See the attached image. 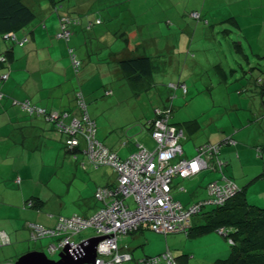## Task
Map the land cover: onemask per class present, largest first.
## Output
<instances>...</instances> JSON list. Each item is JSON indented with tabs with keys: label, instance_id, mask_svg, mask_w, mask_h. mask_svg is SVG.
I'll return each mask as SVG.
<instances>
[{
	"label": "crops",
	"instance_id": "crops-1",
	"mask_svg": "<svg viewBox=\"0 0 264 264\" xmlns=\"http://www.w3.org/2000/svg\"><path fill=\"white\" fill-rule=\"evenodd\" d=\"M197 1L192 4L194 9L189 11V17H193L191 13L195 11L199 13V18H193L201 20L203 14L209 13L206 11V0H199V3ZM225 1L239 4V0ZM248 1L246 0L247 5L255 8L250 14L248 12L244 14V17L250 20L248 25L241 28L237 14L232 11L225 13L221 20L227 21L229 25L234 24L237 29H240L239 34L245 38L246 48L243 47L242 41L238 43L233 41L235 56L232 54L230 65L224 64L228 62V59L224 61L222 57L212 66L216 67L218 76L211 77V70H207L208 87L213 80L229 83V86L233 87L232 90L238 92L237 96H234L232 92L229 93L228 97L224 98L226 100L225 106L223 104L224 110L217 111L215 109L217 101L201 93L207 103L202 109L205 116L201 122L194 118L183 121L181 124L172 121L170 117L171 123L181 128L183 132L180 143L185 157H193L196 154V147L200 144L208 142L221 144L218 151L223 160L222 172L218 169L216 159L210 158L208 168H202L189 177H174L171 188L172 198L184 206L205 198L207 184L211 181L223 182V174L239 187L244 188L247 200L256 202L264 196V157H258L254 149L255 145L264 144V92L250 90L254 87L251 78L259 71L255 69V65L260 58L264 59V0H259L258 4L255 0ZM25 2L33 8L35 17L18 30L17 34L26 35L27 42L22 46H10L2 39L0 33V53L8 51V62L5 63L9 68L8 78L0 82L1 90L6 94L3 99H0V232L8 236L9 242L0 241V248L9 243H15L17 248H25L22 242L26 237L29 238V230L25 224L27 221L53 226L57 218L62 216L61 214L57 216L53 212H44L41 206L42 201L34 200L38 198L34 197V165L40 162L39 153H48L60 147L61 151L72 154L75 158L80 155L79 165L88 172L92 191L98 186L113 185L116 180V173L110 165L92 167L82 145L76 147L71 153L64 145L63 136L50 122L24 113L18 105L12 104L11 98H27L32 103L53 111L71 110L73 112L74 92L79 87L87 101L92 99L89 92L95 88H99L101 95L104 90H111L110 95H103V104H106L112 101L108 97L118 92L124 93L127 85L134 92L147 90L153 85L158 101L148 115L144 114L145 120L142 123H137L136 116L132 114L133 110L130 114H126L127 111L121 112L116 115V118L105 123H99L97 113L95 116L90 113L96 121L99 140L123 158L134 151L138 144H142L149 150L154 149L155 143L150 134V127L146 123L154 118V107L168 105L173 107L174 96L170 98L168 91L164 93L162 88L165 84L159 82V80L163 81L167 75V73L163 75L159 73L163 68L172 65L171 70L174 69L173 71L180 73L176 82L172 80L171 82L182 81L186 84L185 93L180 88H175L174 92L180 89L184 96L194 97L193 95L200 93L199 89L203 88L202 83L190 88L187 80L181 78L187 63L192 70L200 68L197 59L190 58L188 54L184 55L183 35H168V39L167 35H164L165 38L162 41L155 35H142L145 18L140 13L139 7L144 1L25 0ZM157 3L162 10H166V6L172 4L171 0ZM165 13V11H158V19L164 17ZM61 15L79 17L80 20L78 26L71 28L72 33L68 41L57 36ZM104 16L108 18L107 24L104 28L99 27L103 24ZM98 19L100 21L96 22ZM164 19L167 25H171L172 22L168 18ZM152 22H158L157 18H154ZM85 25H88L87 28ZM88 31H91L89 35H85ZM229 32H231L230 29H223L222 35H226L224 37L226 41L230 37ZM202 36L204 39H214L215 43L217 41V35H212V38L209 37L210 35ZM197 45L200 46L199 43ZM71 46L82 61L79 78L74 75L68 58L67 50ZM215 47L219 49L215 50L216 56L219 55L218 53L227 56L226 50L223 49L222 53L223 50L217 44ZM162 50L167 54H164ZM196 51L200 49L197 47ZM145 55L152 60V72L141 79H128L122 73L120 60L130 56ZM162 55L168 56L162 57ZM238 60L242 61L241 65ZM3 65L0 63V71L8 70ZM235 81H238L236 86ZM128 99L117 98L113 103L119 104ZM107 100L109 102H106ZM200 129L204 131V138L198 140L197 135ZM228 137L232 139V142H225ZM42 173L41 170L37 183L48 180L43 179ZM83 197H89V199L84 198L83 203H77L81 209H83L82 204L86 205L79 215H92L103 205V202L95 199L94 191L91 193L87 190L80 195V198ZM28 200L37 201V204L28 206L26 205ZM125 202L132 205V197L125 198ZM74 213L78 214L76 211ZM197 224L200 225V221L196 219V216L192 217L189 235L182 232L163 235L152 231L145 223L128 234L120 235L118 239L120 247L131 254V259L124 264H137L138 258L156 255L165 250L171 252L177 264H214L216 259L226 257L229 253L222 233L218 230L196 231V233L194 230ZM75 235L76 233L71 237ZM71 237L70 241L77 243L90 236L83 239L80 237L79 241ZM27 250L43 251L29 247ZM13 261L12 258L4 260L0 256V264ZM158 264H165V262Z\"/></svg>",
	"mask_w": 264,
	"mask_h": 264
},
{
	"label": "built area",
	"instance_id": "built-area-1",
	"mask_svg": "<svg viewBox=\"0 0 264 264\" xmlns=\"http://www.w3.org/2000/svg\"><path fill=\"white\" fill-rule=\"evenodd\" d=\"M194 18L199 13L193 11ZM100 20H96L99 22ZM58 37L69 40L71 32L66 24L78 25L80 20L60 18ZM71 22V23H70ZM6 38H14L12 32L3 34ZM23 40H26L25 38ZM75 66L80 61L68 47ZM6 77V74L2 76ZM185 89V85L181 84ZM1 96V94H0ZM84 107L83 103L80 104ZM22 107L30 113L47 114L46 117L55 123L57 130L63 135L65 145L72 148L78 144L76 134H82L86 140L84 153L92 165L97 168L101 165H110L116 173L113 185L99 186L94 191V197L103 202L98 210L89 216L71 214L59 216L53 226H44L35 221H27L29 238L39 240L45 237H54L48 244L47 250L56 253L70 246L69 250L76 248V243L70 241L71 235L80 230L91 227L96 236L102 238L96 245V256L89 264H124L131 259V254L123 250L118 242L120 235L136 230L145 223L154 231L167 235L175 232H186L190 227V218L206 203L221 204L226 197L235 193L236 185L224 178V182L211 181L207 184L208 198L187 206L172 198L170 185L176 176L189 177L202 168H208V159L214 158L218 165L215 153L217 145H200L193 157H185L180 140L183 138L181 128L169 123L170 109H155V116L151 122L152 132L156 145L149 150L140 145L138 149L128 156L120 158L115 152L109 150L94 137V121L88 117L82 119L71 117L66 113L51 111L46 113L44 108L35 107L25 101ZM232 142L226 139L225 142ZM262 149L257 147L259 154ZM132 197L133 204L125 202V198ZM33 201L28 200L26 205L32 206ZM219 232L224 233L223 227ZM0 241L8 243L9 238L0 232ZM161 260L165 264H177L172 254L165 250L156 256H145L136 260L137 264H158Z\"/></svg>",
	"mask_w": 264,
	"mask_h": 264
},
{
	"label": "rangeland",
	"instance_id": "rangeland-1",
	"mask_svg": "<svg viewBox=\"0 0 264 264\" xmlns=\"http://www.w3.org/2000/svg\"><path fill=\"white\" fill-rule=\"evenodd\" d=\"M140 1H144L142 3V6L139 7V9L141 8L140 13L143 14L145 18V25H143L142 27V35H155L161 41L164 40V35H167V39L168 35H183L184 55L188 54L190 58H195L199 61L200 68L197 67L193 70L189 68L187 63L184 74L181 76L182 80H187L186 82L190 88L195 84L200 85L202 83L203 88L199 89L200 93H195V95H193L194 97H192V95L184 96L180 89H176L177 91L174 92V89L170 88L168 82H171V80L173 82H176L180 73L173 71L174 69L171 70L173 67L172 65L166 66L159 72L161 75L167 73L163 81L159 80L160 84H165V86L162 88L163 92L165 93V91H168L169 97L174 96L172 102L173 108L171 120L183 124V121L197 118L199 122H201V120H203L205 116L202 109L205 107V105H207L206 99L201 93L211 96L214 100L217 101V104L215 106V109L217 111L224 110L223 104L226 101L224 100V98L226 99L231 92L234 96H237L238 92L233 91V87H230L229 83H220L217 80H213L212 82H210L211 86L208 87L207 70H211V77L218 76L219 73H217L216 67H212L213 64L217 63L218 59L223 57L224 61L228 59V62L224 64L230 65V59L232 58V54H234L235 50L233 41H236V43L242 41L243 47L245 48L246 41L245 38L239 34L241 33L239 28L237 29L234 24L229 25L227 21L221 20L222 18H224L223 15L225 13H229L230 11H232L237 14L241 28L243 26L245 27L250 23V20L244 17L245 12H248L250 14V12L254 11L255 8L249 7L247 5V2H249L248 0L247 2L246 0H239V4L229 3L225 0H206V11L209 14H203L201 16V20H196L193 17H189V11L194 9V6L192 4L196 0H171V6H166V10H162V7H159L157 3L164 0H147V2L146 0ZM255 1L257 2V4L259 3V0ZM245 2L246 4H244ZM197 3H199V0L197 1ZM158 11H165V16L158 19ZM101 13H103L102 10ZM49 14H51V12ZM165 17L172 22L171 25H167L165 23ZM154 18H157L158 22H152ZM107 21L108 18L104 16L103 24L99 27L104 28L107 24ZM224 28L231 30V32H229L228 34L230 35V37H228V41L224 39L226 35H222L224 34ZM90 32L91 31L86 32L85 35H89ZM202 35H210L209 37L211 38L213 37L212 35H217V41L215 43L214 39H204ZM251 41L253 46L255 47L253 39ZM198 43L200 46L197 45ZM215 44H217L221 50L224 49L227 51L226 57L220 53H218V56L215 55V50L217 48L215 47ZM197 47L200 49V51H196ZM224 50L222 51V53L224 52ZM162 51L164 52V54H167L166 51ZM163 56L168 55H162V57ZM238 62L242 63V61L240 60H238ZM256 66L264 69V59L260 58ZM226 73H228L227 70ZM237 84L238 81H235L234 85L236 86ZM96 90H98V92H96ZM155 92L156 89L155 87H153V85H151L147 90L137 92H134L133 89L127 85L124 88V93L119 94L118 92L115 95L108 97L109 99H112V101L109 102V100H107L106 102L109 103L103 104L104 98L101 95V92H99V88H95L89 92L92 95V99L88 103L89 112L94 116L98 114L97 118L99 119V123H105L110 122L111 120L116 118V115L120 114L121 112L127 111L126 114H130L131 110H133L132 114L136 116L137 123H142L145 120L144 114L148 115L152 107L158 101L157 97L155 96ZM117 98L129 99L126 101L124 100L119 104L113 103ZM202 138H204V131L203 129H200L197 135V139L200 140ZM56 149L57 150H53L48 153L41 152L38 154L40 157L38 158L40 162L38 163V165L36 163L34 165V197L38 198L34 199H40L39 201H42L41 206L44 212H53L57 216L59 214H61L62 216H68L70 214H73L74 211L79 214L86 208L85 204H82L83 209H81V207H79V204H77L79 202H84L85 197L80 198V195L84 192H87V190H90L91 193L94 191H92L91 189V179L88 172L82 169L79 165V160L81 158L80 155L75 158L72 154H67L63 150L61 151L60 147H57ZM58 150L60 151L58 152ZM41 170L43 171V179L46 178L48 180L42 181L43 183H37L39 180L37 178L40 176ZM88 199L89 197L85 198V200ZM256 202H258L257 204H263L261 206H264V196H261L260 201L257 200ZM93 234H95L93 228H86L80 230L78 233H76L75 236L71 238L75 241H79L84 237H88ZM80 237L81 239H79ZM54 239V237H45L39 240H32L26 237L25 241L22 242L25 248H17L15 243H9L7 245L5 244V246L0 248V256L4 260L12 258V260L15 261L19 254L24 250H27V248L29 247L31 249L36 248L43 250V252H45L49 258L57 259L58 251L56 253H50L47 250L48 244L52 243ZM224 242L226 243L229 253L230 246L226 240H224Z\"/></svg>",
	"mask_w": 264,
	"mask_h": 264
},
{
	"label": "trees",
	"instance_id": "trees-1",
	"mask_svg": "<svg viewBox=\"0 0 264 264\" xmlns=\"http://www.w3.org/2000/svg\"><path fill=\"white\" fill-rule=\"evenodd\" d=\"M62 16L67 17L68 19H71L72 21L74 19H79V17H75V16L61 15V16H59V29H60V23H61L60 18ZM34 17H35V11L33 10V8L30 5H28L25 2V0H0V33H1L2 39L6 43L10 44V46H12V45L22 46V45H24L27 42L28 38L26 37V35L17 34V31L20 30L25 25H27L28 23H30L32 21V19H34ZM79 24H80V22H79ZM78 25H73V24L67 23L66 27L68 26V28L71 32V28L74 26H78ZM87 26L85 25L86 28H87ZM7 32H12L14 34V38L4 37L3 34H5ZM24 38L26 40H23ZM71 48L73 49V54L75 55V57L80 61L79 65L75 66L73 64L72 57L69 54V52H68V58L70 60L74 75L77 78H79L82 61H81V58L75 53L74 48L72 46H71ZM7 52L8 51L0 53V63L5 65V66L3 65L4 68H8V66H6V63H5V62H8ZM119 63L121 66L122 73L128 79H134V80L139 79V78L141 79V78L149 75L153 69L152 60L147 55L126 57V58L121 59ZM241 64L242 63H240V65ZM255 67H256L255 69L257 71L258 70L259 71L257 72L258 74L253 75L251 78V81H252V84L254 87H251L250 90H257L258 92L262 93V92H264V69L257 67L256 65H255ZM8 71H9V68H8V70L4 69V71H0V82L1 83L4 82L8 78V73H9ZM5 74H6V77L3 78L2 76ZM181 84L185 85V89L182 88ZM169 86L172 89L180 88L183 93H185L187 91L186 84L182 81H177V83L169 82ZM111 93H112L111 90H104V93L102 94V96L103 95H110ZM0 94H1L0 99H3L6 96V94L1 90V87H0ZM172 97L173 96H170V98H172ZM25 101L31 103L35 107L44 108L46 110V113L53 111V110L47 109L43 106L34 104L27 98H25V99L11 98L12 104L18 105L24 113H26L30 116H33V117H40V118L44 119L45 121L50 122L53 125V127L57 130L55 123L46 117L47 114H38L35 112L30 113L29 111L25 110L22 107V105H23V103H25ZM81 103H83L84 107L80 106ZM88 103H89V101H87L83 91L79 87L74 92V108H73L74 111L72 110L73 112H71V110H64V111H60V112L56 111V112L66 113L69 118L76 117V118L82 119L83 117L86 116V117L92 119L94 121V125H95L94 137L99 142H101L99 140V138L97 137L96 121L94 120V118L91 116V114L89 112V108H88L89 104ZM161 108L170 109V117H171L172 108H173L172 106L168 105V106H163V107H154V110L155 109H161ZM170 117H169V123L174 125V123H171ZM151 122H152V119L147 121V123H146L150 127V134L152 132ZM75 137H77V139H78V144L72 148H68L65 145L64 138H63V142H64L65 147L68 148L71 151V153L74 152L73 150L76 147H80V145H82V147L84 149L86 147V140L82 134H80V133L76 134ZM151 137H152V135H151ZM226 139L228 140L231 138L228 137ZM153 140H154V138H153ZM154 143L156 145L155 140H154ZM227 143H230V142L227 141ZM205 144L217 145V152L215 153V156L217 157V160H220L222 162L220 164V166H218V169L221 171L222 170L221 165L223 164V160L220 158L219 151H218L219 146L221 144L208 142V143H203L200 145H205ZM140 145H142V144H138L136 149H138V147ZM200 145H198L197 147H199ZM197 147H196V149H197ZM257 147L264 148V144H259V145L254 146L256 155L258 157H261V158L264 157V149H262V151L259 154H257V152H256ZM223 176L226 180L231 181L232 183H234L236 185L235 193L226 197L221 204L206 203V204L202 205L200 210L197 213H195L194 215H192V217L196 216V219H198L200 221V225L197 224L195 226L197 228L194 231L195 232L196 231L197 232H205L207 230H219L220 227H223L224 233H222V235L224 236V239L228 242V244L230 246V252L226 257L216 259L214 264H264V206H261L263 204H257L258 202L247 200L244 188L239 187L234 181H232L230 178L226 177L224 174H223ZM176 177L182 178L180 176H176ZM173 179H172V182H173ZM172 182L170 185L171 188H172ZM223 182H224V180H223ZM170 193H171V189H170ZM207 198H208V193H207V196L205 198H202V199L197 200V201H193L189 204H192V203H195V202H198L201 200H206ZM36 202L37 201H33L32 205H34V204L36 205L37 204ZM185 206H187V205H185ZM192 217L190 218V223H189L190 227L187 229L186 232H182V233H186L187 235H189L191 233V219H192ZM130 232H132V231H130ZM130 232H128V233H130ZM161 253H159V254H161ZM159 254H156V255H159ZM156 255H149V256L151 257V256H156ZM160 262H164V261L161 260Z\"/></svg>",
	"mask_w": 264,
	"mask_h": 264
},
{
	"label": "water",
	"instance_id": "water-1",
	"mask_svg": "<svg viewBox=\"0 0 264 264\" xmlns=\"http://www.w3.org/2000/svg\"><path fill=\"white\" fill-rule=\"evenodd\" d=\"M101 236H90L76 243V248L69 250L66 246L57 253V259H51L43 251L28 250L19 255L15 261L6 264H89L96 256V245Z\"/></svg>",
	"mask_w": 264,
	"mask_h": 264
}]
</instances>
